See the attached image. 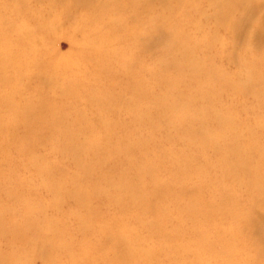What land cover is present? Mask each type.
I'll list each match as a JSON object with an SVG mask.
<instances>
[{
  "label": "rangeland",
  "instance_id": "1",
  "mask_svg": "<svg viewBox=\"0 0 264 264\" xmlns=\"http://www.w3.org/2000/svg\"><path fill=\"white\" fill-rule=\"evenodd\" d=\"M135 1L140 3L138 0ZM192 1L200 3L202 6L200 9L208 18L201 19L197 9H193L192 6L173 8L176 14L170 15L175 31L172 41L180 47H188L200 41V50L205 56L209 54L214 66L226 77L233 78L238 88L247 86L246 74L239 63L246 60L248 64L258 67L261 83L259 88L264 90V29L255 47L246 41V37L257 28L260 13L256 12L253 15L247 13L246 0H233L232 5L226 0H220L223 2L216 5L206 0ZM224 1L230 9L228 21H248L241 39L234 43L230 28L225 24L218 25L212 19L216 12L219 14L222 11ZM48 3L49 0H0V68L6 67L8 59V53L4 49L11 47L12 70L15 72L18 70L23 74V77L17 75L0 93L10 94L9 103L6 98L0 100V115L10 126L8 131H0V217L1 226L5 228L0 229V238L8 234V231H12L20 236H26L27 242L34 238L33 241L37 242L40 248L48 246L50 239L40 229L51 223V220L45 218V213L56 216L49 204L52 196L47 184L51 181L55 186L61 185L64 183L65 175L76 179L78 173L86 172L88 174L86 184L90 190L96 191L97 184L110 183L115 187L119 183L117 178L125 176L128 183L122 187L127 191L116 192L114 188L111 190L112 193L125 197L139 195L130 193L128 189L129 181L137 176L136 185L139 187L144 185L143 195L160 199L161 202L158 204L161 210L165 206L171 208V213L167 212L166 217L165 215L161 217L163 228L179 233L180 241L187 244L189 250L193 252L192 254L181 250L175 257L171 253L159 251L156 254V257H159V264H170L167 260L174 263L180 253L184 255L188 264H192L193 261L196 264H221L214 255L224 249L223 242L214 239L212 251L205 250L203 244L198 241L191 243L195 237L196 222L189 215L178 213L175 201L180 202L176 205L183 208L185 202L197 192L199 197L204 196L206 201H209L213 197L214 189H220V186L225 185L236 193L238 212L247 210L249 192L246 187L233 184L228 168L230 162L238 164L241 160L224 156L231 148H236L243 154L244 151L248 152L249 146L264 152V103L256 101L264 96L257 95L258 84H254L251 92H245L241 96L236 94L231 86L223 88L213 100L199 93L196 104L198 107L204 105L208 109L202 131L192 135L176 132L170 129L173 126L168 122L176 86L170 89L160 86L157 70L169 62L181 68L187 58L177 49H174L173 53L164 51L169 45L165 34L163 36L165 39L152 36L153 26L161 23L159 15L169 11L172 3L161 6L157 2L151 11L138 7L136 14L141 25L136 28L140 29L139 39L130 33L135 24L129 18V10L134 12L130 7V0H120L118 3L114 2L117 6L111 3L104 8V11L111 9L113 15L126 18L125 30L120 33L115 32L114 29L117 27L107 22L106 17L92 19L93 13L87 8L75 6L70 9L62 3L50 7ZM191 20L200 23V26H194ZM75 26L84 29L89 38H94L96 45L83 42L85 41L83 34L76 30ZM24 35L29 37L22 39ZM53 36L56 37L53 48L60 54L59 57L42 49L43 43ZM210 36L217 39L211 48L208 46ZM105 41L111 43L102 64L85 55L80 59L76 53V44L79 42L95 49L106 50L103 43ZM30 43L37 44L44 59L43 63L27 66L22 62V46ZM146 44H153V49H149ZM68 60L80 62L77 67L69 69L66 67ZM174 72L175 69H170L168 75ZM5 75L3 73L1 77L4 78ZM49 78L52 84H49ZM95 85L102 89L95 90ZM153 95L166 98L160 101L152 97ZM185 95L190 96L187 93ZM21 100H27L36 107L41 102L42 108L51 103L55 109L47 112L43 126L39 118H35L33 122L27 121L26 125L16 124L12 110L25 107L26 103H22ZM152 100L155 101L153 104L157 103L158 106H153ZM238 101L241 105L236 104ZM217 111L230 112L234 120L227 121L221 116L223 124L214 125L210 117L217 116ZM176 112L177 109L173 110L174 114ZM185 114L182 115V120L188 123L190 119L185 118ZM57 119L63 121L71 130V134L65 138L66 149L54 148L55 144L63 141L62 135L50 142L38 137L31 140L29 131L37 128L40 134L51 132L53 128L51 124ZM21 120L18 118V121ZM78 123H82L83 128H79ZM150 126L157 130L154 143H149L148 150L142 145L137 147L138 142L143 144L148 141ZM194 127L197 128V125ZM75 137L79 139L76 140ZM85 137L93 141L86 146L85 152L74 153L75 146H79ZM163 151L168 154L165 158L161 157L163 161L150 157L151 162L147 169L152 176L139 177L138 170H141V167L138 161L147 163V158L143 154L153 155L155 152L158 155ZM75 155H83L81 159L83 162L79 168L76 167L77 162H74ZM256 161L258 165L259 159ZM55 165L62 166L63 172L52 180L48 174ZM106 174L113 175L114 180L106 177ZM173 182L182 184L187 189L185 197L164 198V190L160 188L171 187ZM74 186L80 187L81 183ZM99 193L92 197L94 209L97 207L99 220H108V224L112 225L109 220L117 208L105 203L108 199L104 193ZM220 194V191H216L214 197L218 198ZM38 201L45 202L46 209L37 207ZM63 207L64 216L57 215V223L59 226L62 224L68 239H65V243L54 252L41 249L44 257L52 254L55 258L47 264H73L69 257L79 260L80 255L87 258L86 264H103L102 261H95L91 257L102 258L105 264H121L120 260L129 252L122 246L114 247L109 232L103 231L95 216L88 221L90 227L88 232H81L82 223L75 216L79 213V218H86L91 211L90 208L73 209L75 205L72 201ZM212 209H215L214 213L217 216L212 215L214 222L212 220L204 222L208 232L214 230L212 227L214 223L220 224V227L226 230L233 229L234 222L232 223L231 216L225 215L231 214L232 210L227 213L226 210L229 208L226 205L219 207L214 205ZM255 210L246 229L236 230L238 236L243 235L234 238L237 253L244 250L243 245L251 246V251L256 246L264 245V210L257 208ZM26 215H30L34 223L28 229L23 227ZM145 218L149 222L152 216L145 214ZM130 224L141 238L139 247L146 246L157 250L161 248L162 243L159 244L155 234H152L150 223L141 226L139 220L132 219ZM10 226H13L12 230H9ZM241 240L244 241L243 244ZM18 246L11 248L10 244H5L0 239V252L3 257H9L12 251H16L19 254L31 255L30 263L25 258L21 259L22 263L46 264L39 248L29 246L30 249L26 251ZM80 248L83 249V253H79ZM132 264H144V259H136Z\"/></svg>",
  "mask_w": 264,
  "mask_h": 264
},
{
  "label": "bare ground",
  "instance_id": "2",
  "mask_svg": "<svg viewBox=\"0 0 264 264\" xmlns=\"http://www.w3.org/2000/svg\"><path fill=\"white\" fill-rule=\"evenodd\" d=\"M115 3H118L120 0H113ZM112 0H49L48 5L51 7L57 3H62L67 8H75V6L78 7H84L92 11L93 16L92 19L96 18V20L102 16V18L106 17L107 22L112 24L113 26L117 27L115 28L116 33H120L123 30H125V23L126 20L125 17L120 15H113L111 12L112 10L109 9L107 11H104L105 7H108L111 3H113L115 6H117ZM140 3H138L135 0H130V7L134 10H129V18L133 20L134 27L130 30V33L135 38H140V29L136 28V26L140 27L141 21L139 17L137 16L136 12L138 11V7H143L146 11H151L154 9V5L158 3L161 4V6L168 5L169 3H172L171 9L169 11H165L163 14H160L161 17V23L155 24L152 28V36L156 37L157 39L164 38V34L168 38L169 45H167L164 48V51L167 52H174V49H177L179 52H182L184 56L187 58L185 59V62H183V67H179L175 63L169 62L167 64L162 65L158 70L157 73L160 77L159 79V85L164 87L165 89H170L174 86H176V93L173 97V106L172 110L170 111V119L169 117L163 112V114L169 119V125H172L173 127L170 128L176 132L181 133H188L192 135L193 133H199L202 131L204 124L206 123L205 120L207 119V107L204 105H201L198 107L197 103V95L200 93L204 97L211 98L212 100L215 99L220 91L225 88L226 86H231L236 94L242 95L245 92H251V88L254 86V84H258V87L256 88L257 95L264 96V90H260V73L257 66H253L251 64H248L246 60H243V62H239L242 66L243 71L246 74L247 77V86L238 88L235 86V80L233 78H228L224 75V73L216 68L211 62V56L207 54L205 56L204 52L200 50L201 42L196 41L191 46L188 47H180L176 43H174L173 37L175 35V31L173 28L172 21L170 19V15H175L176 12L173 11V8H180L182 6H192L193 9H197L198 15L201 19H207L208 16L200 9L202 6L200 3L193 2L192 0H138ZM212 3L213 5H216L220 2V0H206ZM232 5L233 0H226ZM245 10L247 13L255 14L260 13L261 17L259 18V21L257 23V28L251 32L247 37L246 41L249 44H253L252 46L259 43V38L262 30L264 29V0H246L245 3ZM164 11V10H163ZM230 14V9L227 6V3L224 1L222 5V11L218 14L216 12L212 19L218 24H225L227 28H230L232 35H233V43L234 41L237 42L241 39L242 32L244 31L247 20L241 21V22H232L228 21V16ZM85 20L84 18L82 19ZM191 23L195 26H200V23H194L193 20H191ZM59 28L58 26H56ZM76 30L78 29L82 34L85 41L83 42H91L92 44H95L94 38H89L87 33L82 28H77L75 26ZM57 36V35H56ZM26 37H29L27 35H24L22 39H25ZM165 39V38H164ZM56 40V37L53 36L51 39L48 38V41H45L43 43L42 49L45 52L51 53L55 57H59L60 54L53 48V44ZM217 39L213 36H210L208 41V46L211 48L213 46V43ZM83 42H79L76 44V53L80 56V59L83 55L87 57L94 58L95 61L98 62V64H102L107 56V49L110 46L111 41H105L103 42L106 46V50L104 49H95L86 45H82ZM37 45V44H36ZM35 44L30 43L28 45L22 46V62L25 63L27 66H31L33 64H39L43 63L44 59L42 58L41 51L37 48ZM149 46V49H153V44H146ZM255 47V46H254ZM8 53V59L6 62V67L0 68V93L2 90L18 75L19 77H23V74L20 71H13L12 70V64L10 56L13 54V50L11 47H7L4 49ZM19 52V51H18ZM86 52V53H84ZM210 52V51H209ZM79 61L74 60H68L66 62V67L69 69L77 67ZM170 69H175L174 74L168 75V72ZM5 73V77L2 78V74ZM51 78H55V76H50ZM51 78H49L51 83ZM100 90L99 86L95 85V90ZM105 89V88H104ZM108 90V89H105ZM185 93L189 94L185 95ZM9 97L10 94H4L0 95V100L2 98H6L9 103ZM156 100L163 101L166 97L162 96H156L153 95ZM42 101V100H41ZM258 103H264V97L256 99ZM22 103H26L25 107L16 111H13L14 115V122L16 124H23L26 125L27 121L33 122L35 118L40 119V123H45V117L49 112H52L55 109V106L49 103L48 105L44 106L42 108L41 102L39 106H33L31 105L27 100H21ZM155 101L152 100V104ZM237 105H241L240 101L236 103ZM153 106H158L153 104ZM165 105H163V108ZM40 108H42L40 110ZM177 109L176 114L173 113V110ZM1 111V109H0ZM182 111V112H181ZM48 112V113H47ZM185 114V118L190 119L189 122L182 120V115ZM221 116H224L227 121L234 120V117L230 112L221 113L217 111V116H211L210 120L212 123L216 126H220L223 124ZM18 118H21V122L18 121ZM146 120V118H145ZM147 121V120H146ZM168 125V126H169ZM197 125V128L194 126ZM106 127H108L107 124H105ZM8 122H5L3 120V117L0 115V131H8L9 130ZM52 131L48 132L46 134H40V131L36 128V130L32 129L30 132V138L38 137L39 139L45 140L47 142H50L52 139H55L56 137H59L60 135L63 136V141L61 143H57L54 145V148H63L66 149V142L65 138L71 134V130L63 124V121L57 119L51 124ZM79 128H83L82 123H78ZM28 128V127H27ZM26 128V129H27ZM156 128L154 126H150L149 132H148V141H145L143 144L141 142L137 143V147L142 145V147L146 150H148L149 143H154L156 138ZM197 138V137H194ZM202 138H204L202 136ZM75 139H79L75 137ZM93 140L90 138L85 137L79 146H75L74 153L80 154L82 152H85L86 146L91 143ZM62 145V147H60ZM136 147V148H137ZM148 152V151H147ZM82 156L75 155L74 162L76 163V167L79 168L83 162ZM144 157L147 158V163L139 162L138 164L141 167V170H138V176L139 177H147V175H151V172L149 171L148 164L151 162V158H160L161 157H167L168 154L163 151L160 154H156L155 152L153 155H147L143 154ZM233 157L235 159L241 160L238 164L235 162H230L228 165V168L231 173V178L234 185H242L247 188L250 199L247 206V210L239 211L238 212V206L235 202V195L236 193L231 190L228 186H220V189H214V193L216 191H220V197H212L209 199V201H206V199L203 197H199L198 192L195 194L194 197L189 198L186 202L183 208H181L179 205L180 202L175 201V209L178 213L189 215V217L194 218L195 225H194V232L195 237L190 241L203 244L205 250L212 251L213 249V241L214 239L221 240L224 245V249L220 252L215 254L214 256L216 259L221 261V264H264V245L256 246L255 249L250 250L251 246L243 245L244 250L240 253H237L235 250V243L234 238L235 237H241V235L236 234V230L239 229L245 230L247 224L251 221L252 215L256 212L255 208L264 210V152L257 148H251L249 146L248 152L244 151L243 154H241L236 148H231L228 150L224 156V158L227 157ZM257 159H259V164L256 165ZM37 163V161H36ZM256 165V166H254ZM163 164L161 165V167ZM63 172V167L60 165L53 166L52 169H50V173L48 176L54 180V178ZM187 175V173H185ZM109 179L112 181L114 180L113 175H107ZM88 178V174L86 172L84 173H78L76 179H72L71 176L65 175L64 176V183L61 185H54L53 182H49L47 184V187L50 189V194L52 196L49 204L52 206L53 210L56 213V216H51L48 213H45V218L48 220H51V223L49 226L44 227L40 229V231L48 236L49 244L47 247L40 248L37 242L33 241L34 238H30L29 242H27L25 239H28L26 236H20L16 232L8 231V234L2 236L0 239L5 244H10L11 248H14L16 245H19L18 247L21 248V250H29L31 248L38 249L41 253V249L43 250H51L52 252L55 251L57 247L65 243V239H68V236L64 233L65 229L62 226H59L57 223V215L64 216V205H66L67 202L72 201L75 205L73 209H77L76 207L82 208V209H88L90 208L91 211L89 212V215L86 216V218H79V213L76 214V218L81 222L80 224V230L81 232H85L89 230L88 221L89 219L94 218L97 220V223L102 226L103 231L109 232L110 237L112 238V242L114 244V247H124V250H127L129 252L128 255L124 259H121V264H132L134 260L136 259H144V264H159V257H156L157 252H167L171 253L176 257V253H178L181 250H184L187 253H192L191 250H189V247L187 244L182 243L180 234L177 233L175 230L173 231H166L163 228V225H161V217L167 214V212L171 213V208L168 206L163 207L161 210L159 207L158 202L160 203L161 200L158 198H154L151 196H145L142 194L144 190L143 186H137L135 179H137V176L134 178V180H130L128 186V189L130 190V193L139 194L137 195H126L125 197H122L118 194H114L111 192V190L114 188L116 192L121 191H127L122 186L126 185L128 183L127 177H120L117 178V181H119L117 186H113L110 183L100 185H96L97 189L96 191L90 190L89 186L86 184ZM208 180V178L206 177ZM81 183L80 187H75L74 185ZM162 187V186H159ZM164 190V198L168 199L174 196L177 198V196L185 197L187 195V189L183 187L182 184H178L177 182L171 183V187L167 188H160ZM98 191V192H97ZM104 193L106 198L108 199L107 203L108 205L117 208V211L115 214L110 218V222L112 225L108 224V220L100 219L99 220V213L96 207V210L94 209V206L92 204V197ZM92 194V195H91ZM259 197V199H257ZM114 204V205H113ZM37 207H42L46 209L45 202L38 201ZM208 206V209L206 211V206ZM219 207L220 205H226L229 209L226 210L227 213L231 214H225L227 217L231 216L232 223L234 222L233 229H224L223 227H220V224H215L212 226L214 230H211V232H208V230L205 227V221H213L214 218L212 215H216L214 213L215 209H212V206ZM232 206L234 209H232ZM63 207V208H62ZM30 207H28L27 210H29ZM212 209V210H211ZM76 211V210H74ZM6 212V211H5ZM3 212V213H5ZM31 213V211H29ZM211 213V214H210ZM145 214L151 215L152 218L148 222L145 218ZM31 216L26 215L23 222V227L25 229H28L30 226L34 225V223L31 221ZM137 219L139 220V224L141 226H146L150 223V228L152 229V234H155L156 238L159 241V244H161V248L159 250L154 249L152 247H139V242L141 241V238L139 235L133 231V227L131 226V220ZM81 220V221H80ZM214 222V221H213ZM63 223V222H62ZM0 229H5L1 226V217H0ZM13 226L9 227V230H12ZM40 233V232H39ZM33 242V244H28ZM242 244L244 243L243 240H241ZM30 246V247H29ZM189 250V251H188ZM126 251V252H127ZM79 253H83V249H79ZM42 254V253H41ZM43 255V254H42ZM81 259L77 260L74 259L72 256L69 257V261L73 264H86L87 258H83L82 255ZM44 257V255H43ZM25 258L31 262V255L28 254H19L16 251H12L9 257H3V255L0 252V264H25L21 262V259ZM95 261H102V258L99 257H91ZM45 262H51L54 261V257L52 254H49L44 257ZM95 261H90V263H93ZM169 261L170 264H188L187 261L184 259V255L180 253L177 261L174 263L171 260ZM192 264H196L194 261ZM198 264V263H197Z\"/></svg>",
  "mask_w": 264,
  "mask_h": 264
}]
</instances>
